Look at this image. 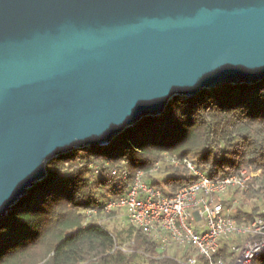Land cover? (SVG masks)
Masks as SVG:
<instances>
[{
    "label": "water",
    "instance_id": "95a60500",
    "mask_svg": "<svg viewBox=\"0 0 264 264\" xmlns=\"http://www.w3.org/2000/svg\"><path fill=\"white\" fill-rule=\"evenodd\" d=\"M262 79L264 0H0V218L51 159Z\"/></svg>",
    "mask_w": 264,
    "mask_h": 264
},
{
    "label": "trees",
    "instance_id": "16d2710c",
    "mask_svg": "<svg viewBox=\"0 0 264 264\" xmlns=\"http://www.w3.org/2000/svg\"><path fill=\"white\" fill-rule=\"evenodd\" d=\"M167 156L188 159L213 179L260 171L253 179L259 187L248 194L258 201L234 213L239 222L252 220L264 208V79L175 96L162 115L141 118L109 144L48 161L47 176L0 218V264H184L133 225V251L126 254L118 246L119 234L99 222L104 205L121 195L114 191L118 183L111 168L127 169L131 178L144 171V179L167 196L196 181L185 164H172ZM93 209L98 211L87 218ZM243 240H220L215 258L233 264L232 246ZM184 249L183 257L195 254ZM139 253L145 262L137 261ZM251 264H264V255Z\"/></svg>",
    "mask_w": 264,
    "mask_h": 264
},
{
    "label": "built area",
    "instance_id": "2783aa9c",
    "mask_svg": "<svg viewBox=\"0 0 264 264\" xmlns=\"http://www.w3.org/2000/svg\"><path fill=\"white\" fill-rule=\"evenodd\" d=\"M166 159L175 165L185 164L197 177L196 181L167 196L144 179V171L131 178L127 169L111 168L118 183L114 191H121V195L106 203L102 210H125L130 223L163 248H191L196 255L187 257L184 264H225L223 259L215 258L220 240L239 236L244 240L232 246L233 264H251L256 256L264 255V208L247 222H239L234 215L243 201L248 204L258 201L248 194L259 187L253 179L260 171L242 170L213 179L188 159L169 156ZM159 166L157 162L152 172ZM100 170L101 167H97L96 171ZM235 190L243 201L233 197L231 192ZM97 211H88L87 218Z\"/></svg>",
    "mask_w": 264,
    "mask_h": 264
},
{
    "label": "rangeland",
    "instance_id": "374dc122",
    "mask_svg": "<svg viewBox=\"0 0 264 264\" xmlns=\"http://www.w3.org/2000/svg\"><path fill=\"white\" fill-rule=\"evenodd\" d=\"M241 194L237 195L238 199H241ZM242 207L250 210L252 208V204L242 202ZM99 222L104 224L109 230L113 231L116 234H119L118 246L126 253L129 254L133 251L134 244V236L130 233L131 223L126 215L125 210L115 209L110 212H106L102 214L101 218H99ZM167 254L172 255L178 258L181 262L184 263L187 257L195 256L196 254L191 253L187 257H183L185 250L184 248H179L176 246H170L165 248ZM139 257L137 261L145 262V255L139 253Z\"/></svg>",
    "mask_w": 264,
    "mask_h": 264
}]
</instances>
